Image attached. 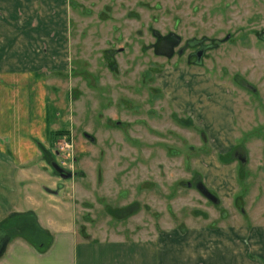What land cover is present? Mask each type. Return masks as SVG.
Returning <instances> with one entry per match:
<instances>
[{
	"label": "rangeland",
	"instance_id": "1",
	"mask_svg": "<svg viewBox=\"0 0 264 264\" xmlns=\"http://www.w3.org/2000/svg\"><path fill=\"white\" fill-rule=\"evenodd\" d=\"M0 22L57 66L25 82L48 111L47 153L22 166L46 173L36 201L66 206L83 240L237 228L242 264H264V0H0ZM171 33L175 56L158 57ZM195 172L218 203L188 186ZM23 229L10 235L48 240Z\"/></svg>",
	"mask_w": 264,
	"mask_h": 264
},
{
	"label": "crops",
	"instance_id": "2",
	"mask_svg": "<svg viewBox=\"0 0 264 264\" xmlns=\"http://www.w3.org/2000/svg\"><path fill=\"white\" fill-rule=\"evenodd\" d=\"M32 37V31L25 34L0 22V78H14L12 85L0 84V264H242L243 240L237 228L160 233L152 240H83L66 206L49 198L47 204L35 200L32 181L47 178L46 173L39 175L32 167L22 166L43 153L42 133L35 126L44 125L48 111L42 113L46 98L42 89L29 90L25 82L30 79L27 71L57 66L40 49L27 53ZM17 73L24 86H13ZM32 111L39 122H28ZM16 124L22 129L13 130ZM17 227L25 235H46L48 240L12 237L10 232ZM177 241L184 245L172 247Z\"/></svg>",
	"mask_w": 264,
	"mask_h": 264
},
{
	"label": "water",
	"instance_id": "3",
	"mask_svg": "<svg viewBox=\"0 0 264 264\" xmlns=\"http://www.w3.org/2000/svg\"><path fill=\"white\" fill-rule=\"evenodd\" d=\"M181 39L174 33L167 36H159L154 46L155 54L160 57L173 58L175 49L180 45ZM203 54L200 52L199 57ZM89 137V136H87ZM53 169L60 174V177L64 180H69L74 177L73 173L67 172L59 164L53 163Z\"/></svg>",
	"mask_w": 264,
	"mask_h": 264
},
{
	"label": "flooded vegetation",
	"instance_id": "4",
	"mask_svg": "<svg viewBox=\"0 0 264 264\" xmlns=\"http://www.w3.org/2000/svg\"><path fill=\"white\" fill-rule=\"evenodd\" d=\"M175 34V33H174ZM169 35V34H168ZM159 36H161V35H159ZM159 36H157V38L159 37ZM165 36H167V35H165ZM158 40V39H157ZM181 44V43H180ZM180 46V45H179ZM178 46V47H179ZM178 47L175 49V53H176V50L178 49ZM198 48H199V50H197V52H196V59L198 60V61H200L202 58H203V56H204V48H202V46H198ZM154 52H155V49H154ZM202 53L203 55L201 56V57H199V53ZM156 55V54H155ZM174 56H175V54H174ZM173 56V57H174ZM158 57H160V56H158ZM163 58H165V57H163ZM167 59H169V58H167ZM171 59V58H170ZM88 136V135H87ZM89 138V137H88ZM53 163H55V162H51V166H52V164ZM62 167V166H61ZM53 168V167H52ZM63 168V167H62ZM64 169V168H63ZM68 172V171H67ZM57 173V172H56ZM71 173V172H70ZM198 172H195V173H193L192 174V180H191V182H189L188 183V186L189 187H193V186H195V187H197L198 188V190H200L202 193L201 194H203V196L205 197V198H207L208 200H210V201H212L213 203H218V200H217V198L214 196V194H213V192H211V190H209L208 188H206V187H203L202 185H201V177L199 176V174H197ZM58 175H59V177H60V174L59 173H57ZM61 178V177H60ZM62 179V178H61Z\"/></svg>",
	"mask_w": 264,
	"mask_h": 264
},
{
	"label": "trees",
	"instance_id": "5",
	"mask_svg": "<svg viewBox=\"0 0 264 264\" xmlns=\"http://www.w3.org/2000/svg\"><path fill=\"white\" fill-rule=\"evenodd\" d=\"M40 145V147H41V149H42V151L43 152H45L46 151V153H47V150H46V148L42 145V144H39ZM230 154L228 153V154H224V155H220L219 156V159L223 162H231V160L229 159V156Z\"/></svg>",
	"mask_w": 264,
	"mask_h": 264
}]
</instances>
